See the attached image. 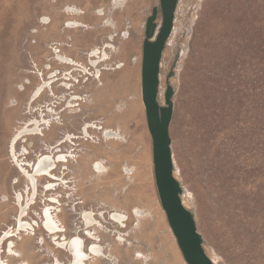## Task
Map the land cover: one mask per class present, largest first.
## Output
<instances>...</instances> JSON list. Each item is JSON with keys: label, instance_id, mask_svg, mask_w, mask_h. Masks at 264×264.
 Wrapping results in <instances>:
<instances>
[{"label": "rangeland", "instance_id": "374dc122", "mask_svg": "<svg viewBox=\"0 0 264 264\" xmlns=\"http://www.w3.org/2000/svg\"><path fill=\"white\" fill-rule=\"evenodd\" d=\"M111 1L0 0V234L4 227H15L13 217L17 211L13 202L26 186L19 183L16 164L10 162L8 154L12 150L11 137L27 119L22 114L26 98L43 85V78L53 75L49 74L52 70L66 74L69 66L61 65L62 62L75 60L86 65L85 54L94 47L105 49L113 45L116 60L111 65L121 67L105 73L104 93L99 96L92 80L76 87L75 95H84L90 101V105H84L83 119L74 118L70 127L48 132L43 147H33L31 142L28 145L30 159L34 160L56 139L62 140L68 132L79 133V123L84 120L93 124L105 121V126L116 128L118 133L122 129L127 138L126 143L111 141L103 145L98 144L103 131L86 134L96 143H83L84 154L75 167L79 195L73 199H69L61 182L56 191L48 194L42 192L47 184L39 183L40 194L34 199L36 204L27 210L30 218L26 222L37 225L36 239H40L41 246L46 241V247L38 249L40 254H33L25 251L30 241L21 242L27 264H72L64 246L66 236L61 239L63 245L54 238L51 242L49 235L35 223L41 222L40 214L48 205L54 207V215L60 217L67 236L80 235L82 252L90 253L92 245L83 236L81 214H95L100 208H107V220L101 218L113 229L116 227L113 214L125 215L130 228L135 210H148L151 214L150 220L142 222L138 235L130 237L131 230L120 232L117 240L102 235L104 242L110 240L112 246L108 255L98 256L90 264H108L107 261L147 264L137 260L139 254L142 258L146 256L150 264L186 263L158 196L152 138L142 97L146 21L154 7L160 9V0H122L118 10H111ZM180 2L177 16L180 34L174 40L175 47L164 51L161 90L165 91L174 69L177 77L169 79L175 90L170 133L180 180L189 190L188 205L196 214L208 253L216 256L218 264H264V131L259 130L257 92L248 91L259 85L264 71V0ZM69 4L93 12L104 9L106 16L89 13L75 17L98 28L65 32L67 16L63 11ZM65 42L70 47H58ZM180 46L186 55L180 67L173 68ZM237 91H242L241 95ZM56 92L63 95L61 88ZM48 101L44 97L39 104L45 106ZM126 101L129 109L115 113L120 107L124 109ZM18 102L22 107L16 106ZM17 149L21 150L19 155L28 152L23 143ZM94 162L107 166L109 175L98 177L91 170ZM127 167L134 174L129 184L123 175ZM64 169L60 165L55 172L57 178L64 177ZM80 198L85 204L77 208L71 205ZM110 211L115 212L111 215ZM129 242L134 245L131 250L127 248L131 246ZM88 257L91 259L89 254Z\"/></svg>", "mask_w": 264, "mask_h": 264}, {"label": "bare ground", "instance_id": "6f19581e", "mask_svg": "<svg viewBox=\"0 0 264 264\" xmlns=\"http://www.w3.org/2000/svg\"><path fill=\"white\" fill-rule=\"evenodd\" d=\"M180 1L181 0H179L177 5L174 28L172 31V35L168 40L167 49L175 47L174 40L180 34V32H178L179 34L177 33V16L180 11ZM121 2L122 0H112L110 3L111 10L120 9ZM63 12L65 16H67V21L64 27L65 32H68V30L84 27H87V30H95L98 28L94 25L91 26L90 24H85L84 22L77 20L75 17L83 16L89 13H93L95 17L106 16V12L104 9H99L93 12L91 10H86L72 4L67 5ZM110 27L113 28V25ZM113 38L114 43L116 37ZM67 42H65L61 46L70 47L69 43ZM110 46L111 45H108L105 49H97V47L90 49L85 54V59H87L86 65L81 64L80 62L75 60H67V62H62L61 65L64 64L66 66H69V68L67 69V73L63 74L60 71L58 72V69L52 70L49 74L53 75L49 79L43 78V85L38 88L36 93L33 92L28 98H26V103L22 114L27 116V119L22 123L19 131L11 137L9 141V148H12L11 155L10 152L8 153L10 162L16 164L15 168L21 178L19 183H25L26 186H23L24 189L21 190V194H19V197L16 198V202H13L17 211V215L13 217V220H15L16 222L15 227L12 229H8L9 226L4 227V231H2L0 234V264H12V262H15L16 264H27V259L25 256L26 254L20 248L21 242H24L26 240L30 241V245L25 249L26 252L40 254L41 251H39L38 249H43L46 247L45 239L43 246H41V244L39 243L40 239H36L37 225L33 224L32 221H30V224L26 222L28 218H30V213H27V210L33 203H35V197L39 196L40 194L39 183L45 182V184H47V187L42 188V192H46L47 194L48 192L56 191L57 186L60 187L61 184L59 183L61 182L62 184H65L70 200L79 195L77 172L75 167L80 164V158H82L84 154L85 149L83 148V143H96V141H92L90 140V138H87L88 136L86 134H90L91 131H103L101 132L100 142H98V144L102 143L103 145L104 143L109 144V142L111 141L117 143L127 142V138L124 137L122 129H119L120 132L118 133V130L116 128L105 126V121H96L98 123L93 124L92 122L84 120L80 121L79 123V133L68 132V135L62 140L56 139L55 142L48 147V149L43 148V153L36 157L34 160L30 159L31 151L28 148L30 142L31 144H33V147H35L36 145L43 147L45 144H43L42 142L48 132L56 131V129L62 126L71 125L74 118H84V105H90V101L86 100L83 97L84 95H75L76 92L74 90L77 86L83 85L84 83L86 84L92 80V84L94 85L96 94H98L99 96L104 93L103 86H105V84L103 83V77L105 73L117 71L121 68L116 67V64L111 65L112 62L116 60V52L112 50L113 45L111 47ZM58 47H60V45ZM53 55H55V53H53ZM97 62H99L98 65H96ZM131 64L137 65L138 62H131ZM95 66L96 68L94 69ZM163 66L164 64L162 63V67ZM80 74L82 76H80ZM81 77L83 78V80H85L86 78H88V80L86 82H83V80L80 79ZM59 88H61L63 91L62 96L58 95L56 92ZM25 91H27V89ZM27 92H29V90ZM164 93L165 91L161 90L162 103L164 101ZM44 97H47L49 100L45 106L39 104V102ZM125 104L126 106L124 107V109L120 107V109L116 110L115 113H121L128 110V102L126 101ZM58 105H61V107L59 108ZM16 106L22 107L20 105V102H18ZM19 143L21 145L23 143V147H25L29 152H27L28 154L25 153L23 155H19L21 154V150L19 151V153L17 149ZM14 148L16 152L12 154ZM60 165L65 167L63 171V178H57V175L55 174ZM129 169L130 167H127L125 168L126 172L123 171V175L125 173L126 182L128 184L131 182L134 176V174L131 175ZM91 170L101 178L108 176L110 173L109 169H107V166L99 162H94L91 166ZM60 175L62 174L60 173ZM178 179L180 180L179 172ZM19 187H21V185ZM182 199L184 205L186 207H189V190L185 186ZM53 200L57 201V199ZM83 204H85V201H83V198H80L79 202L73 200L71 205L77 208L78 205ZM46 207L47 209L45 210V212L40 214L41 222L36 220L35 223L38 224L40 231L44 230L49 235L51 242L54 238V240H56L58 244H62L63 241L61 239L63 235L66 236V239L64 240V246H66L68 253L71 255L72 263L75 262V264H78L79 259L81 264H90L92 263L93 259L98 258V256L104 257L107 252H109L108 250L112 246V243L109 242L110 240H106L104 242V238L102 237V235L111 236L115 240H117L120 232H128L131 230L130 237L133 235H138L139 231L142 229V222L144 220H150L151 216V214L148 213V210H135L136 216L133 215L134 221L131 225L132 228H130L126 225L129 219L127 220L125 215L113 214L115 211H110V214H113L114 224L116 226L113 229L112 227L107 226L101 218V216H103V219L107 220V208H100V210H98V213L95 214H89L87 212L81 214L80 220L83 222V236L86 239V242L88 241L92 245L91 249L93 250V252L90 253L86 250L85 252H82L83 241L80 235L77 238H74V236H67V229L61 223L60 217L58 216V220V217L54 215L56 212L53 211L54 207H51V205H48ZM32 220L34 219L32 218ZM74 230L77 229L73 228V231ZM129 244L131 243L129 242ZM71 245L74 247V250L70 249ZM32 247H34L35 250H32ZM133 247V244H131V246H127L129 250H131ZM72 252H75L76 257H74V254H72ZM88 254L91 256V259L89 260ZM138 256L139 257H137V260L142 261L143 263L145 261L147 264H150L151 261H149L146 256L143 258L141 257V254H139ZM211 257L216 264L219 263L216 256L211 254ZM107 262H109L108 264L112 263H110V261Z\"/></svg>", "mask_w": 264, "mask_h": 264}, {"label": "water", "instance_id": "95a60500", "mask_svg": "<svg viewBox=\"0 0 264 264\" xmlns=\"http://www.w3.org/2000/svg\"><path fill=\"white\" fill-rule=\"evenodd\" d=\"M178 2L179 0H160L163 14L161 25L156 22L159 12L157 6L146 21L142 59V97L152 138L155 183L168 225L187 264H216L198 230L196 214L184 205L182 199L184 184L178 179L180 168L170 133L175 90L169 79L177 77L174 69L168 76L163 103L161 97L162 59L172 35ZM185 55L186 51L180 46L173 68L180 67ZM70 249L74 250V247L71 245ZM72 254L76 257L75 252ZM78 264H81L80 259Z\"/></svg>", "mask_w": 264, "mask_h": 264}, {"label": "trees", "instance_id": "16d2710c", "mask_svg": "<svg viewBox=\"0 0 264 264\" xmlns=\"http://www.w3.org/2000/svg\"><path fill=\"white\" fill-rule=\"evenodd\" d=\"M248 91L251 92L252 94L256 93V97H258V107H259V115H260V131H264V71L262 73V76L260 77V82L259 85L257 87H251L248 88ZM242 91H237L238 95H241ZM242 100H240L239 102H241ZM262 151L264 152V143L262 146Z\"/></svg>", "mask_w": 264, "mask_h": 264}, {"label": "flooded vegetation", "instance_id": "af4514ba", "mask_svg": "<svg viewBox=\"0 0 264 264\" xmlns=\"http://www.w3.org/2000/svg\"><path fill=\"white\" fill-rule=\"evenodd\" d=\"M154 9V8H153ZM153 9H152V11H153ZM152 14V13H151ZM160 17H161V19H160ZM148 19V18H147ZM160 19V22L158 23V24H160L161 25V23H162V20H163V14H162V11H161V8L159 9V12H158V16H157V19H156V22H157V20H159ZM146 28V27H145ZM173 28H174V26H173Z\"/></svg>", "mask_w": 264, "mask_h": 264}, {"label": "built area", "instance_id": "2783aa9c", "mask_svg": "<svg viewBox=\"0 0 264 264\" xmlns=\"http://www.w3.org/2000/svg\"><path fill=\"white\" fill-rule=\"evenodd\" d=\"M59 44H60V43H59ZM55 46H57V45H55ZM50 47H51V46H50ZM59 48H61V49H62L63 47L61 46V47H59Z\"/></svg>", "mask_w": 264, "mask_h": 264}]
</instances>
